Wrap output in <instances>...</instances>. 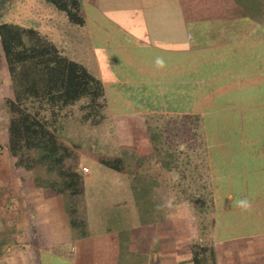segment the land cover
<instances>
[{
    "label": "crops",
    "instance_id": "obj_1",
    "mask_svg": "<svg viewBox=\"0 0 264 264\" xmlns=\"http://www.w3.org/2000/svg\"><path fill=\"white\" fill-rule=\"evenodd\" d=\"M80 1L85 36L74 39L79 45L71 56L64 54L102 80L108 108L137 135L130 141L139 152L137 175L154 189L157 174H176L158 161L149 127L163 131L170 153L173 136L163 128H184L185 144L176 142L180 156L188 164L199 151L210 179L207 240L217 264H264V0ZM0 73L4 109L14 88L3 59ZM7 150L0 193L11 203L0 201V216L9 212L16 237L25 241V264L32 256L40 264H192L193 203L186 202L182 229L163 230L162 222H175L170 214L128 237L119 228L78 233L66 198L24 178L30 169L15 167ZM12 254L17 261L22 255Z\"/></svg>",
    "mask_w": 264,
    "mask_h": 264
},
{
    "label": "rangeland",
    "instance_id": "obj_2",
    "mask_svg": "<svg viewBox=\"0 0 264 264\" xmlns=\"http://www.w3.org/2000/svg\"><path fill=\"white\" fill-rule=\"evenodd\" d=\"M30 19L34 20L31 24L28 22ZM2 22L39 28L42 36L60 47L62 53H68L70 56L73 54L72 49L75 50V45H79L74 42V39H83L85 36V30L73 29L67 24L63 14L42 0H0V24ZM2 59L5 60V57L0 42V61ZM6 110L5 105L4 109L0 106V163L3 161L1 156L8 149L9 114ZM74 110L75 115L66 121L64 129H61L57 135L72 153L69 163L83 174L85 192L79 196H74L73 199H69L66 197L67 195H62L67 201V212L73 208L77 209L76 217L84 223V227H78L76 232L82 231L92 234L119 228L125 234L124 236L128 237L136 230L140 234L139 230L145 225L158 224V220L164 221L170 214L173 215L176 223L173 222L172 226L170 223L162 222L164 231L167 232L170 227L173 229L185 228L186 216H188L187 208H189L186 205V196L190 197V191L180 188L179 185L177 188L173 187L177 175L160 172L161 174L156 176L158 181L154 189L151 182L149 184L142 183L141 177L137 176L139 163L137 145L130 142L132 137L135 138L137 135L127 129L126 121L118 120L116 117L118 113L112 112L107 107L104 121L99 125H93L91 122L81 120L82 111L78 106ZM171 126L168 129L163 128V130L166 134L170 132V135L173 136V143L171 144L173 151V146L176 148L179 143L185 144L181 140H185L186 132L184 128L175 130ZM177 141L179 143H176ZM184 154V152L181 154L179 161L185 174L188 171L186 174L188 176L187 181L190 182V187L193 189L191 194L194 195L192 201L195 205L194 213H197L196 231L198 236L204 235L202 237L207 240V233L209 234L210 230L208 221L210 214L208 213L212 209L210 179L205 170L203 173L201 171L203 167L199 151L194 152L193 160L189 159L188 164ZM116 158L122 159L124 163L123 173L107 168L101 163L102 160ZM152 161L150 164L153 165L155 161ZM84 168H89L90 174H86ZM25 173H23L24 178H31L37 187H50L54 192L55 190L51 185L61 182L59 172L47 171L44 166H37L35 169L27 170V174ZM148 181V179L144 180V182ZM202 184L206 190L201 189ZM144 186L148 190L152 187V192H142L145 190L142 188ZM148 200L152 202L154 207L153 217L147 211L143 214V210H147L145 209L146 206L150 205ZM0 201L6 205L11 203V199L3 191L0 193ZM1 213L4 215V208H1ZM8 215L9 212L5 214L3 219L0 216V244H2L0 250L3 251V255L0 256V264H18L19 261V264H25L28 255L24 251L26 246L23 245L26 243L22 238L16 237L17 228L11 225ZM204 217L207 218V222ZM201 220L204 222H200ZM205 224L206 227H204ZM261 227L262 225H260ZM163 230L158 234H163ZM15 250H21L22 255H19V261L16 260L18 255L12 254ZM32 259L31 262H28L40 264L38 256H36V261L33 256ZM136 259L133 257L131 261L136 263Z\"/></svg>",
    "mask_w": 264,
    "mask_h": 264
},
{
    "label": "trees",
    "instance_id": "obj_3",
    "mask_svg": "<svg viewBox=\"0 0 264 264\" xmlns=\"http://www.w3.org/2000/svg\"><path fill=\"white\" fill-rule=\"evenodd\" d=\"M42 1L63 14L72 28L87 26L81 13L80 0ZM0 42L14 88V98L6 99L4 103L9 114L8 150L13 165L30 170L37 166H44L47 171L55 170L59 172L61 182L51 186L58 195L73 199L83 194V174L69 163L72 153L57 134L64 129L66 121L75 115L76 106L82 111L83 122L99 125L104 121L108 101L102 80L96 78L82 63L62 53L60 47L40 34L39 28L2 22ZM149 133L158 161L165 169L178 174L173 187L179 185L190 191V197L186 196V199L194 204V195L191 194L193 189L179 161V150L173 146V152H169V144L162 140L163 131L160 128L151 126ZM101 163L107 168L123 171L124 163L120 158L102 160ZM140 177L142 183L149 184L148 177ZM147 179L149 181L144 182ZM145 187L142 188L146 191L142 192H152L153 186L150 190ZM148 202L150 205L146 206L147 210H143V214L147 211L152 216L154 207L150 200ZM69 212L73 226L84 227V223L76 217L77 209L73 208ZM204 220L207 218L204 217ZM202 236L192 243V264H217L214 248Z\"/></svg>",
    "mask_w": 264,
    "mask_h": 264
},
{
    "label": "built area",
    "instance_id": "obj_4",
    "mask_svg": "<svg viewBox=\"0 0 264 264\" xmlns=\"http://www.w3.org/2000/svg\"><path fill=\"white\" fill-rule=\"evenodd\" d=\"M84 171H85L86 173L89 172L88 168H84Z\"/></svg>",
    "mask_w": 264,
    "mask_h": 264
},
{
    "label": "clouds",
    "instance_id": "obj_5",
    "mask_svg": "<svg viewBox=\"0 0 264 264\" xmlns=\"http://www.w3.org/2000/svg\"><path fill=\"white\" fill-rule=\"evenodd\" d=\"M241 203H243V202H241Z\"/></svg>",
    "mask_w": 264,
    "mask_h": 264
}]
</instances>
